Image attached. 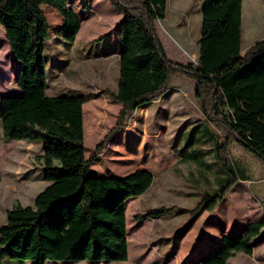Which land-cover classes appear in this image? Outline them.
<instances>
[{"label":"trees","instance_id":"16d2710c","mask_svg":"<svg viewBox=\"0 0 264 264\" xmlns=\"http://www.w3.org/2000/svg\"><path fill=\"white\" fill-rule=\"evenodd\" d=\"M71 1L0 0V26L19 90L18 95L0 99L3 140L32 144L40 140L38 157L48 182L32 206L7 211L0 226V264L127 261L125 205L149 190L153 175L139 169L122 177L88 176L89 168L109 137L122 130L125 118L168 92L175 75L195 82L196 96L201 104L209 99V111L215 116H220L222 100H264V38L241 53L243 0H202L195 69L169 60L157 37L154 25L164 19L167 0H108L122 15L117 87L109 94L121 109L115 127L85 158L82 106L88 98L48 95L43 58L45 46L54 38L42 7L58 13L61 25L54 35L71 46L81 24V12L69 5ZM208 119L221 123L234 141L264 163V151L232 122L222 116ZM226 146L216 136L212 155L218 165L217 186L204 195L196 211H213L238 182L249 180L243 169L230 163ZM178 156L184 162L196 154ZM263 229L264 221L250 222L240 233L223 236L195 264H227L237 253L251 255L253 241Z\"/></svg>","mask_w":264,"mask_h":264},{"label":"rangeland","instance_id":"374dc122","mask_svg":"<svg viewBox=\"0 0 264 264\" xmlns=\"http://www.w3.org/2000/svg\"><path fill=\"white\" fill-rule=\"evenodd\" d=\"M176 1L167 0L164 19L154 25L156 34L169 60L195 69L202 1ZM70 5L81 12L80 30L71 46L54 35L61 25L58 13L42 7L54 38L43 54L47 93L88 98L83 105V139L85 158H89L115 127L121 109L109 94L117 84V33L122 15L108 0H72ZM243 10L244 29L251 24L253 28L250 35L241 37V53L264 35L260 27L264 0H244ZM14 70L0 26V96L16 90ZM239 101L222 100L220 116L264 151V100ZM209 110V99L201 104L196 96L195 82L177 74L168 92L129 114L122 130L109 137L88 176L122 177L145 169L153 175V183L144 195L126 202L127 261L98 264H195L223 236L240 233L252 221H264V163L234 141L221 123L208 119L220 118ZM216 136L227 145L230 163L243 169L249 180L238 182L213 211H196L204 195L212 194L217 186L218 165L212 155ZM33 142L4 141L0 124V226L8 210L32 206L35 196L48 185L38 157L41 141ZM178 152H194L196 157L181 162ZM262 234L253 241L251 255L237 253L227 264H264Z\"/></svg>","mask_w":264,"mask_h":264},{"label":"crops","instance_id":"0c3cea01","mask_svg":"<svg viewBox=\"0 0 264 264\" xmlns=\"http://www.w3.org/2000/svg\"><path fill=\"white\" fill-rule=\"evenodd\" d=\"M202 1V0H201ZM179 2V0H177L176 1V3L175 4H177ZM251 2H254V0H251ZM71 3V2H70ZM201 3L202 2H200V6H199V12H200V9H201ZM70 5V4H69ZM71 6V5H70ZM243 6H244V0H243V2H242V14H241V37L243 36V34H245L246 33V35L248 36V35H250V31H251V29L253 28V25L251 24L250 26H249V28H245L244 29V16H243V14H244V10H243ZM72 8H74L73 6H71ZM264 12V11H263ZM262 12V14H264ZM260 23L262 24V26L260 25V27L264 30V19L262 18V20H260ZM256 28H258L257 26H256ZM80 30V29H79ZM262 33L264 34V31H262ZM264 38V35H262V37H259L258 39H255L256 41H254L250 46H252L254 43H256V42H258V41H260V40H262ZM76 39V38H75ZM74 43H75V41H74ZM73 43V44H74ZM250 46H248L246 49H248ZM15 75H16V73H15V70H14V78H15ZM116 87H117V84H116ZM115 90H116V88H115ZM18 93H19V90L16 88V90L14 91V92H12V93H9V94H4V95H1V96H7V95H18ZM0 96V97H1ZM85 104V103H84ZM83 104V105H84ZM121 107V106H120ZM82 116H83V106H82ZM83 135H84V130H83ZM25 142V141H24ZM27 144H32V143H30V142H26ZM41 169H42V167H41ZM145 170V169H144ZM127 175V174H126ZM126 175H124V176H126ZM97 176H101V175H97ZM206 251V250H205ZM203 253V252H202Z\"/></svg>","mask_w":264,"mask_h":264},{"label":"water","instance_id":"95a60500","mask_svg":"<svg viewBox=\"0 0 264 264\" xmlns=\"http://www.w3.org/2000/svg\"><path fill=\"white\" fill-rule=\"evenodd\" d=\"M15 77H16V75H15ZM3 97H4V96H1L0 99L3 98Z\"/></svg>","mask_w":264,"mask_h":264}]
</instances>
